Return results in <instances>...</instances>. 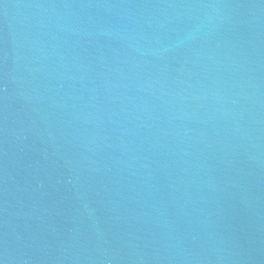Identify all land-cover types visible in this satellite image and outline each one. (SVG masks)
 <instances>
[{
    "label": "water",
    "instance_id": "obj_1",
    "mask_svg": "<svg viewBox=\"0 0 264 264\" xmlns=\"http://www.w3.org/2000/svg\"><path fill=\"white\" fill-rule=\"evenodd\" d=\"M0 264H264V0H0Z\"/></svg>",
    "mask_w": 264,
    "mask_h": 264
}]
</instances>
